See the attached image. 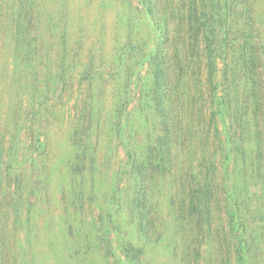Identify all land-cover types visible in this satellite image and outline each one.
Segmentation results:
<instances>
[{
  "label": "rangeland",
  "instance_id": "374dc122",
  "mask_svg": "<svg viewBox=\"0 0 264 264\" xmlns=\"http://www.w3.org/2000/svg\"><path fill=\"white\" fill-rule=\"evenodd\" d=\"M28 1L33 29L0 20V264H264V0Z\"/></svg>",
  "mask_w": 264,
  "mask_h": 264
},
{
  "label": "trees",
  "instance_id": "16d2710c",
  "mask_svg": "<svg viewBox=\"0 0 264 264\" xmlns=\"http://www.w3.org/2000/svg\"><path fill=\"white\" fill-rule=\"evenodd\" d=\"M39 9L37 8L35 2L28 0H0V20H2V23L4 22L5 26L4 29L6 30L11 25V30L14 29L13 26L16 27L17 33L19 36H21L26 29L28 28V31L33 29L36 24L35 18L38 17ZM149 14L153 18H156L155 12L150 9ZM30 27H32L30 29ZM2 28V27H1ZM208 37H210V34H207ZM210 39V49H209V55L208 57L211 58V64L212 68L214 67V60L216 58L214 54V46H213V40ZM27 45V44H26ZM30 53L32 55L39 54L38 46H35L33 43L27 45ZM214 59V60H213ZM156 60V59H155ZM76 75L80 81L87 80L89 82H93L95 78H103L104 74L103 72H94L93 68H84V70H76L74 71L70 78L73 75ZM53 79V74L50 75ZM49 76V78H50ZM228 109V108H227ZM226 111V109H225ZM94 169V167H91V171Z\"/></svg>",
  "mask_w": 264,
  "mask_h": 264
}]
</instances>
